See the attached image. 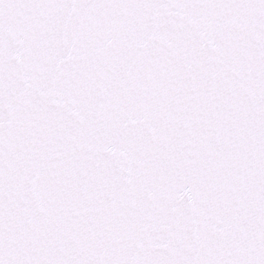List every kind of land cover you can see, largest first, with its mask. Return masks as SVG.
Instances as JSON below:
<instances>
[{
  "label": "snow or ice",
  "instance_id": "obj_1",
  "mask_svg": "<svg viewBox=\"0 0 264 264\" xmlns=\"http://www.w3.org/2000/svg\"><path fill=\"white\" fill-rule=\"evenodd\" d=\"M0 264H264V0H0Z\"/></svg>",
  "mask_w": 264,
  "mask_h": 264
}]
</instances>
